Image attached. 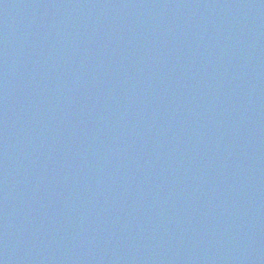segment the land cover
I'll return each instance as SVG.
<instances>
[{"label":"water","instance_id":"95a60500","mask_svg":"<svg viewBox=\"0 0 264 264\" xmlns=\"http://www.w3.org/2000/svg\"><path fill=\"white\" fill-rule=\"evenodd\" d=\"M0 264H264V0H0Z\"/></svg>","mask_w":264,"mask_h":264}]
</instances>
